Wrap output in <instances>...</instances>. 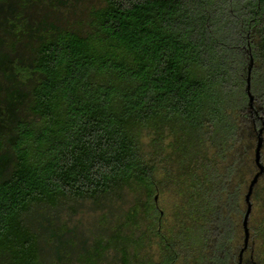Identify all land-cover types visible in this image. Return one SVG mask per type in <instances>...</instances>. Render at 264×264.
I'll return each mask as SVG.
<instances>
[{
  "label": "trees",
  "instance_id": "trees-1",
  "mask_svg": "<svg viewBox=\"0 0 264 264\" xmlns=\"http://www.w3.org/2000/svg\"><path fill=\"white\" fill-rule=\"evenodd\" d=\"M95 1L73 25L30 0L6 20L0 264H264V186L241 255L238 178L264 134V0Z\"/></svg>",
  "mask_w": 264,
  "mask_h": 264
},
{
  "label": "rangeland",
  "instance_id": "rangeland-1",
  "mask_svg": "<svg viewBox=\"0 0 264 264\" xmlns=\"http://www.w3.org/2000/svg\"><path fill=\"white\" fill-rule=\"evenodd\" d=\"M30 1L32 3H30L31 5H30L29 13L33 14V17L37 18V19H31L32 20L31 22L36 23L38 19H40V21L43 20L55 21V20L63 19V17H66L72 25L75 24L77 21L82 20L87 10H89L96 3L95 0H73L71 4L67 5L68 7L56 10L47 6L48 5L47 1H43V0H30ZM69 6H74V7L70 8ZM16 13L18 12L16 9L15 0L10 1L7 5H3V6L0 5V54L1 55L3 50L2 42L10 39L8 25H7L8 23L6 22V20H8L9 17H11ZM29 38H32V36H30ZM29 41L30 39H28V43ZM28 43L26 42L22 43L20 49L26 51V49H28ZM16 89H17V82L14 79L9 68L7 67V64H5L4 61L0 62V111L5 109L9 113L12 112L13 110L12 106L13 104H15L17 100ZM8 99L12 100V102L10 103ZM256 141L257 140L254 137H249L246 140L245 144L248 147L247 148L248 152L247 155L245 156V164L240 169L238 174L239 180H242L244 183L243 187L245 192L248 191L252 179L258 172V167L255 163ZM263 142H264V134H263ZM261 152H262V162L264 165V143ZM0 166L2 167V164ZM1 167H0V174L2 173ZM257 185L260 187L264 186V179H259ZM76 208H77V214L74 212L72 213L71 210L72 214H69L70 212L68 211L66 214H64V218L68 220L69 223L73 222V220L77 221L79 219H82L84 226L88 227L89 224L96 218L97 214H95V212L89 209L88 205L85 204L77 205ZM255 214H256L255 218H258L259 215L257 213ZM251 225H252V221L250 219L249 227ZM96 228L97 226L95 225V229ZM242 232L244 234L243 225H242ZM65 253L66 252H64V254ZM248 253L249 252H247L245 256H247ZM71 256L75 258L76 254L73 253ZM63 263L64 261L62 262L60 258L58 259L56 257L55 258L52 257L51 260L48 261V264H63Z\"/></svg>",
  "mask_w": 264,
  "mask_h": 264
},
{
  "label": "water",
  "instance_id": "water-1",
  "mask_svg": "<svg viewBox=\"0 0 264 264\" xmlns=\"http://www.w3.org/2000/svg\"><path fill=\"white\" fill-rule=\"evenodd\" d=\"M250 88H251V82H250V72H249V79H248V90L250 93ZM251 102H253V99L251 98ZM262 148H263V139L260 136L259 137V141H258V145L255 151V162L256 165L259 169L258 173L254 176V178L252 179L250 186L248 188V192L246 195V204H247V210H246V214L245 217L243 219V229H244V234H245V247L241 252V255H243V252L248 248L249 245V238H250V230H249V220L252 214V202H251V198L254 192V188L256 187L257 183L259 182L260 177L263 175L264 173V165L262 164ZM242 259V257H241Z\"/></svg>",
  "mask_w": 264,
  "mask_h": 264
}]
</instances>
